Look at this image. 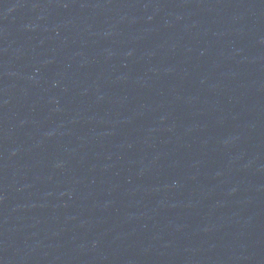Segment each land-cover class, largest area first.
Returning <instances> with one entry per match:
<instances>
[{
    "label": "water",
    "instance_id": "95a60500",
    "mask_svg": "<svg viewBox=\"0 0 264 264\" xmlns=\"http://www.w3.org/2000/svg\"><path fill=\"white\" fill-rule=\"evenodd\" d=\"M0 264H264V0H0Z\"/></svg>",
    "mask_w": 264,
    "mask_h": 264
}]
</instances>
